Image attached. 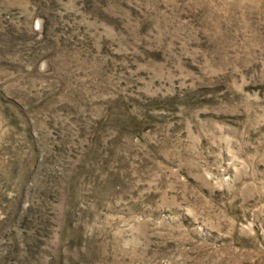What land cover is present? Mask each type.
I'll return each mask as SVG.
<instances>
[{
    "label": "rangeland",
    "instance_id": "rangeland-1",
    "mask_svg": "<svg viewBox=\"0 0 264 264\" xmlns=\"http://www.w3.org/2000/svg\"><path fill=\"white\" fill-rule=\"evenodd\" d=\"M0 264H264V0H0Z\"/></svg>",
    "mask_w": 264,
    "mask_h": 264
}]
</instances>
